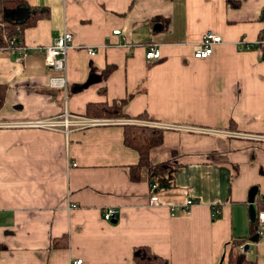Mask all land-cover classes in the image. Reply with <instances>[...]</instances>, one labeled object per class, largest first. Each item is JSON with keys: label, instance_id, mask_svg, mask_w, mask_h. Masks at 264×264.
<instances>
[{"label": "crops", "instance_id": "0c3cea01", "mask_svg": "<svg viewBox=\"0 0 264 264\" xmlns=\"http://www.w3.org/2000/svg\"><path fill=\"white\" fill-rule=\"evenodd\" d=\"M26 1L49 14L21 34L27 56L0 50V123L16 124L0 127V264H136L139 246L171 264H224L234 247L264 264V236L253 239L264 142L165 128L150 154L151 164H173L163 182L171 186L161 187L146 174L131 179L139 153L124 143V125L141 114L264 133V0ZM65 30L75 45L97 50H69L66 90L50 86L56 73L41 49ZM208 30L224 42L197 59ZM154 43L161 57L148 59ZM120 100L124 117L88 114L89 105ZM66 114L116 122L68 132L22 125ZM153 194L159 201L151 205ZM188 199L195 204L184 213L179 204ZM110 208L119 211L112 221L104 218Z\"/></svg>", "mask_w": 264, "mask_h": 264}, {"label": "built area", "instance_id": "2783aa9c", "mask_svg": "<svg viewBox=\"0 0 264 264\" xmlns=\"http://www.w3.org/2000/svg\"><path fill=\"white\" fill-rule=\"evenodd\" d=\"M4 28V24L0 27V29ZM115 34H121V30L117 29L114 31ZM0 50H10L11 52L18 51L21 57L24 58L28 55V49L26 45H24L20 40V35L22 34L21 29H18V34H10L8 31L0 32ZM224 42V39L221 34L208 30L206 31L201 41L195 46L194 56L197 59H206L211 56L215 50V46ZM245 41L240 40L239 44L244 45ZM261 44L264 45V38L260 41ZM157 44H150L147 49L146 56L148 59H158L161 57V50ZM72 48L85 49L88 53L93 56L97 53L96 48L88 47V46H80L74 44V34L65 30L54 43L50 45L43 46L42 52L45 55L46 63L55 71V75L50 78V86L55 88H63L67 89L68 80H67V56L68 52ZM116 122L110 119H97V118H87L82 115H74V114H66L65 118L54 117L42 120H34L26 123H22L24 126L30 127H41L47 128L51 130H66L67 132L71 127H88L94 125H102L106 123ZM135 123H144L141 121H134ZM155 126L161 128H170L183 130L188 132H198L204 134L211 135H220V136H242L247 138L248 140H252L254 142H264V133L263 134H255V133H234L230 132L226 129H218V128H210V127H201V126H191V125H177V124H163V123H153ZM16 124H3L0 123V127L5 126H13ZM73 165H77L74 163ZM157 184H152V188L155 189ZM159 201V196L157 194H153L150 198V204L154 205ZM195 204L193 199H188L186 202L179 204V207L182 208L184 213H189L192 205ZM178 206V205H177ZM177 206H173L171 208L172 214H175V210ZM119 211L116 208H110L104 212L105 220L112 221L117 218ZM220 214V208L215 204L213 206V216L216 217ZM255 229L256 233L259 237L264 236V207L257 211L256 220H255ZM240 248L242 250L245 249V245H241ZM83 260L78 258L73 261L72 264H82Z\"/></svg>", "mask_w": 264, "mask_h": 264}, {"label": "trees", "instance_id": "16d2710c", "mask_svg": "<svg viewBox=\"0 0 264 264\" xmlns=\"http://www.w3.org/2000/svg\"><path fill=\"white\" fill-rule=\"evenodd\" d=\"M228 2L232 6L239 5V2L234 0H228ZM48 14L49 9L47 7H33L26 0H0V27L4 24V28L0 29V32L8 31L10 34H18V29H21L23 33L27 27L35 25L39 19L48 16ZM15 18L16 20H14ZM108 72L109 70L106 71V74ZM4 98L5 88L0 85V108ZM125 103L126 100H120L112 105L107 103L89 105L88 114L107 118L124 117L123 107ZM136 119L153 121L148 118L147 114H141ZM163 140L164 128L138 123L124 125L125 145L139 153V162L130 167L132 180L138 181L146 174L150 181L159 182L160 187L161 184L171 186L170 183L163 182L171 175L173 164L169 161L157 164L150 162L151 150L162 145ZM134 261L136 264H171L168 259L156 254L148 246H139L134 249ZM224 264H255V262L234 247L227 255Z\"/></svg>", "mask_w": 264, "mask_h": 264}, {"label": "rangeland", "instance_id": "374dc122", "mask_svg": "<svg viewBox=\"0 0 264 264\" xmlns=\"http://www.w3.org/2000/svg\"><path fill=\"white\" fill-rule=\"evenodd\" d=\"M141 122H144V123H138V124H149L151 126H155L153 123H156L154 121H148V120H140ZM155 127H158V126H155Z\"/></svg>", "mask_w": 264, "mask_h": 264}, {"label": "water", "instance_id": "95a60500", "mask_svg": "<svg viewBox=\"0 0 264 264\" xmlns=\"http://www.w3.org/2000/svg\"><path fill=\"white\" fill-rule=\"evenodd\" d=\"M253 216H254V218L256 217V211L253 213ZM258 237H259V236L256 235L253 239H254V240H257ZM248 248H249V245H246V248H245V249L247 250Z\"/></svg>", "mask_w": 264, "mask_h": 264}]
</instances>
